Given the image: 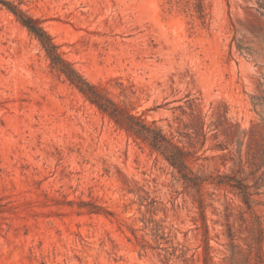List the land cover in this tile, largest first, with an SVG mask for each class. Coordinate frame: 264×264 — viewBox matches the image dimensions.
Listing matches in <instances>:
<instances>
[{"label":"rangeland","instance_id":"obj_1","mask_svg":"<svg viewBox=\"0 0 264 264\" xmlns=\"http://www.w3.org/2000/svg\"><path fill=\"white\" fill-rule=\"evenodd\" d=\"M4 1L0 264H264V0Z\"/></svg>","mask_w":264,"mask_h":264},{"label":"trees","instance_id":"obj_2","mask_svg":"<svg viewBox=\"0 0 264 264\" xmlns=\"http://www.w3.org/2000/svg\"><path fill=\"white\" fill-rule=\"evenodd\" d=\"M0 5L5 7L7 10H9L15 16L19 17L22 24L41 41V43L44 45V47L47 48L46 50H52L53 49V45L50 44L48 36L45 34V32L40 27L37 26V24L34 21L24 17L22 15V13H20L16 9V7L9 2H6L4 0H0ZM238 188L240 191L243 192L244 197H245V203L249 206V202H248L249 194L246 193V191L244 190V187L242 185L238 184Z\"/></svg>","mask_w":264,"mask_h":264}]
</instances>
